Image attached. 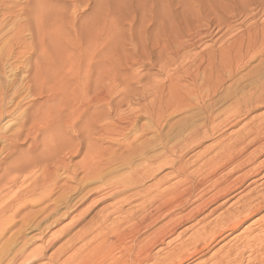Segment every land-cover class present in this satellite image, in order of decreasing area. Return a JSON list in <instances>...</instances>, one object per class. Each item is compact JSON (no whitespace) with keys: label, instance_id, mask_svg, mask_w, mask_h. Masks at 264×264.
<instances>
[{"label":"bare ground","instance_id":"1","mask_svg":"<svg viewBox=\"0 0 264 264\" xmlns=\"http://www.w3.org/2000/svg\"><path fill=\"white\" fill-rule=\"evenodd\" d=\"M2 2L3 0H0V3ZM17 6L18 8L20 7L19 5L15 7ZM12 9V6L6 7L3 13H12ZM19 11L27 17H25L24 22H19L17 25L14 35L15 39L10 43L9 48L13 50L14 46H20L22 51L16 48L15 54H10L13 55L11 57L14 59L21 53V55L28 54L25 64L29 67L30 72L26 76V83L32 88V92L35 95L45 94L46 99L39 103L33 112L25 115V119L18 125L15 131L8 136H2L4 140H9L8 149H11V151L17 147V142L22 136L24 138L28 137L29 142L27 154L23 155V157L21 156V158H13L10 162V167L14 166L13 168L15 169L5 168L0 176L1 180H6L5 183H9L8 188L16 187L15 190L6 191L7 189L4 188L0 191L4 194L0 198V237L4 232L12 231L11 236L5 240L3 245H0V248L2 247L0 249V262L3 260L4 264H32L47 258L49 260L47 264H182L189 258L201 255L217 236L227 229H233L241 222L239 216L233 217V212L227 209L214 220L202 223L200 228L187 239H180V234L168 239L178 225L203 213L209 204L227 197L238 186H241L240 184L248 179V177H252V175L257 174L259 171V169H237L239 166L244 167L253 162L252 159L254 157L252 156L257 154L256 148L251 150L246 159H242L237 164L236 169H229L221 176L218 175L219 177H215V175L220 169H195L190 173H186V163L183 162L180 155H176V157L174 156L175 158L166 160V163L165 161L163 163L172 168V173H174L175 177L180 175L183 177V180L180 179L174 185L163 189H160V187L167 181V176L163 179L155 180L150 186L133 192L132 197L137 196V199H140V202L136 206L123 210V205L126 204L127 199L121 201L110 212L111 214H120L121 216L119 215L117 218L111 219L109 216H104L99 225L90 234H86L87 232H85L77 236L76 234L72 235L66 240V242L70 243L69 246H65L64 243L66 242H64L56 247V249L54 248L55 250L51 253L47 254V251L56 242L60 241L59 236H61L60 232L58 233L59 235L50 234L47 236L45 234V230L52 223L54 224L60 219L59 213L55 209L56 207H53L55 201L57 199L60 200V194L53 200H50V197L57 188L59 191L63 186L64 188H68L65 185L61 187L58 185L57 174H60H56L58 170L67 169L71 173L72 178H74L76 170L81 169L84 174L82 177L90 181L104 177L106 174L103 172V169L110 166L113 161L123 159L120 162H124L125 159L123 157L125 155L127 157H129L128 155H132V157L137 158L141 156L146 157L145 159L149 161L146 165L137 166L131 171L133 173L130 176L127 175L129 176L127 180H117L116 184L120 188V191L134 189L141 181L153 177L163 167L160 164V166L154 167L153 163L161 159L165 160L178 151L179 153L186 152L189 145L203 136L201 129L204 128L203 133L207 131L214 132L217 126L228 119L225 117V119L221 120V123L218 120L215 123L214 121L217 117L227 113H229L228 116L230 117L239 116L251 110L255 105L254 102L256 104L262 103L264 101V89L262 88L261 92L258 93L256 88L254 89L255 91L247 93L248 95L240 97L238 103L236 102L237 104L235 103L231 110L226 111L220 108L221 110H215V113L210 111L206 122L195 125L184 138L179 139V142H173L170 146H166L165 144L162 150L158 152L154 151L145 156L143 154L147 140L140 141L145 135L144 133L142 134V131L152 128L153 131L160 132L163 122L167 119L164 118L165 113L170 108H172L173 112H176L181 105V100H176L169 96L163 101L162 96L154 95V100L152 101L150 98L151 102L138 111L141 114H145L150 123L149 125L142 124V127L138 128L135 125L134 117L130 118L121 113L118 101H115L113 105L111 104L112 99L110 96L112 88L120 85L121 83L118 79L124 80L127 74L123 72L118 59L113 57L111 59V55L108 56L110 52H105L107 49H104L102 54H95L96 44L99 41H103L105 45L109 37L105 31L99 33V38H96L83 35V32L79 28L74 27L73 41H71L68 37L70 32L61 28L63 27L62 25L56 24L60 20V13L57 12L56 14L51 7H47V0H24ZM31 19L32 24L30 22ZM24 31H30L32 36H36V44L29 46L21 41L20 36ZM241 36H243L242 33ZM58 46H60V50L62 49V53L58 50ZM225 49L228 56L226 59L228 60L226 70L228 77H231L243 67L246 61L256 57L257 54H260L264 50V33L258 36L257 30L254 32L249 31L246 40L242 38L239 42L232 41ZM261 64H264V59L261 60ZM3 69V66L0 67V76L4 74ZM204 72L206 74L208 71ZM192 79H195V77L193 76ZM225 81L226 78L219 77L218 74V78L215 81L213 78L212 84L206 93H199L197 90L196 92L194 90L195 93L192 91L190 93L189 91L190 94L187 91V95L199 99L201 107H203L205 104H203L204 99L212 100L218 90H220L219 87ZM205 82H207L206 79ZM196 84L192 85L196 86ZM259 86L261 87V85ZM197 88L195 87L194 89ZM3 94L4 92L0 94V119L9 113V109L6 106L4 107V103L8 105L10 100L6 102ZM95 105L100 107L109 106L99 109ZM206 109L205 111H207ZM207 122L208 124H206ZM67 130H70L71 134H66ZM251 136V140L246 143V139ZM255 143L264 144V116L262 122L257 126H250L246 133L240 134L231 143L226 144L224 141H220L216 145L217 151L205 161L206 165L216 164L223 157H229L232 160L236 159L242 150H245L250 144ZM150 144L149 146L151 147ZM240 144H242V148L237 149ZM10 154L6 155L9 156ZM78 154H81V158L76 164H71L72 169H70L65 156L71 158ZM15 165H17V169ZM236 173L239 174L229 181ZM14 174L25 175L24 178L22 177L23 175L21 176L23 179L19 185L16 184L17 178ZM213 177L215 178L205 186V182ZM2 187L0 186V188ZM34 196H37V200L31 199ZM242 198L239 211L242 213L241 216H245L248 213L250 201L259 198V196L249 193L242 196ZM50 201L54 202L53 205L48 204ZM34 204L43 205L35 210H29L28 208L34 206ZM185 205L190 206V209L175 217L174 212ZM158 212H164L161 218L156 216ZM49 215H51L52 221L50 224L47 225L46 222V225L42 226V223H44ZM77 221L79 222V220ZM31 227L37 230L38 234L36 236L27 235ZM27 229L29 231L26 233ZM65 231L67 232L68 230L65 229ZM79 239L83 241L82 244L72 249L73 243ZM262 239L255 236L244 242L248 247H252L254 243L258 244L256 249H248L251 255H253L251 264H264V240ZM36 242L39 245L34 246ZM200 243H203V245L198 247ZM189 245H192V250L190 251L187 249ZM66 249L70 250V252L64 256L63 260L58 262L63 257ZM3 252L6 254L5 259L2 256ZM219 252L220 250L199 264H228L229 262L240 264V256H232L230 248L222 256H218Z\"/></svg>","mask_w":264,"mask_h":264},{"label":"rangeland","instance_id":"2","mask_svg":"<svg viewBox=\"0 0 264 264\" xmlns=\"http://www.w3.org/2000/svg\"><path fill=\"white\" fill-rule=\"evenodd\" d=\"M23 1L24 0H3V2L0 3V67H4V74L0 76V94L4 92L3 97L5 101L7 102L10 100L8 105L4 103V107L6 106L7 109H9V113L2 116L0 119V176L5 168L15 169L13 168L14 166L10 167V162L13 158H21V156L23 157V155L27 154L29 142L28 137L24 138V136H22L17 142V147L11 151V149H8L9 140H4L2 136H8L15 131L18 125L25 119V115L33 112L36 106L46 99L45 94L35 95L32 92V88L26 83V76L30 72L29 67L25 64L28 54L23 53L24 55H21V53L15 59L11 57L15 54L16 48L22 51L20 46H14V49L11 50L9 45L15 39L14 35L17 25L19 22H24L25 17H27L19 11V8L23 5ZM16 5L20 7H15ZM10 6L13 8L12 13L4 14L3 12H5L4 10H6V7ZM47 7H51L56 14L57 12L60 13V20L56 24L62 25L63 27L61 28L70 32L68 37L71 41H73L72 36L74 35V27L79 28V30L83 32V35L96 38H99V33H103V31L108 34L109 37L105 45L103 41H99L96 44L95 54H102V51L107 49L105 52H110L108 56L111 55V59H118L123 72L127 74V77L124 79L125 82L119 78L118 80L121 84L112 88L113 90L110 96L112 99L111 104L113 105L115 101H118L121 113L130 118L134 117L135 125L138 128L142 127V124L149 125L150 123L146 115L138 111L149 104L151 100L153 101L154 95L162 96L163 101L169 96L176 100H181V105L176 112H173L172 108H170L167 113H165L164 118L167 119L163 122L160 132H155L152 128L142 131V134L144 133L145 135L140 141L144 139L147 140V143H145L146 145L144 144L145 149L143 155L145 156L154 151L158 152L162 150L165 144L166 146H170L173 142H179V139L184 138L195 125L203 122L205 123L210 111L215 113L221 109L226 111L231 110L234 107L233 105H235L236 102L238 103L240 97L248 95L250 91H255L254 89L256 88L258 93L261 92L262 88L264 89V64H261V60L264 59V50L260 54H257L256 57L246 61L243 67L240 68L241 70L239 69L233 76L228 77V72L226 70L228 66V60L226 59L228 56L226 55L225 49L232 41L239 42L242 38L246 40L249 31L254 32L257 30L258 36L264 33V0H47ZM30 22L32 24V19ZM47 23H49V21H47ZM241 33L243 36H241ZM20 39L29 46L37 42L36 36H32L30 31H24ZM60 46H58V50L62 53ZM111 50L113 51L112 53ZM99 51L100 53H98ZM10 53L14 54L12 55ZM142 54L145 55V57H143ZM253 70L254 72H252ZM204 71L208 72L205 74ZM208 74H210L208 77L209 79L207 78ZM218 74L219 77H225L226 81L219 87L220 90H218L212 100L204 99L203 104L205 103L204 106L207 109L204 106L201 107L199 99L187 95V91L188 93L189 91L190 93L191 91L195 93L196 90L199 93H206L209 86L212 84L213 78L214 81L218 78ZM192 75L195 79H192ZM202 77L204 78V82ZM205 79L207 82H205ZM256 80L258 82L260 80V82L258 83ZM192 84H196V86ZM259 85H261V87ZM195 87L198 88L194 89ZM249 87L253 88L251 89ZM116 89L118 92L122 90L118 93L117 91L115 92ZM130 92L131 94H129ZM133 92H135L136 95ZM163 93H165L164 96ZM254 104L252 109L245 114L230 117L228 116L229 113H227L217 117L214 121L215 123L218 121L221 123V120L223 118L225 119V117L228 119L217 126L214 132L207 131L203 133L204 128L201 129V134L203 136L189 145L186 152L179 153L178 151L165 160L161 159L153 163L154 167L160 165H163V167L160 168L153 177L141 181L134 189L121 190V192L116 184L117 180H127L130 174L133 173H131V171L137 166L146 165L149 162L145 159L146 157L144 158L141 156L137 158L132 157V155H128L129 157L125 155L123 157L125 159L124 162H120L123 161V159L120 161H113L110 166L103 169V172L106 174L102 177L103 180L101 178L88 181V179L82 177L84 174L81 169L76 170L74 178H72L71 173L67 169L58 170L56 172V174L60 173L57 174L58 185H60V187L65 185L68 188H64L63 186V188H60V191L57 188L50 197V200L55 199L59 194L60 200L57 199L55 203L52 201L48 202L49 205H53L54 203L53 207H56L55 209L58 211L60 219L56 223H52L50 227L45 230V234L47 236L50 234L57 235L60 232L59 234L61 236H59L60 241L56 242L55 245L47 251V254L66 242L67 238L72 235L76 234L77 236L85 232H87L86 234H90L91 231L99 225L104 216H109L110 219L117 218L120 214H111L110 212L113 207L119 205L121 201L127 199L126 204L123 205V210L136 206L137 203L140 202V199H137V196L132 197L134 194L133 192L150 186L155 180L157 181L167 176V181L161 185L160 189L174 185L179 182L178 180L180 179L183 180V177L180 175V177H175L174 173H172V168L165 164L166 160L180 155L183 162L186 163V173H190L195 169H220L215 175V177H219L229 169H236L237 164L242 159H246L251 150L256 148L257 154L252 156L254 157L252 159L253 162L244 167L239 166L237 169H259L258 173L252 175V177H248V179L240 184L241 186H238L227 197L218 199L214 203L209 204L203 213L178 225L175 231L168 237V239H171L180 234V239L185 240L192 236L200 228L202 223L214 220L225 210L229 209V211L233 212V217L239 216L241 222L233 229H227L221 235L217 236L201 255L194 256L195 258H189L182 264H199L218 250H220L218 256H222L229 248L232 256H242L241 258L239 257V260L241 259L240 264H251L250 262L253 261V259H251L253 255H251L250 250L256 249L258 244L254 243L252 247H248L244 242L255 236L261 239L263 238L262 240H264V163H262L264 162V144H250L233 160L229 157H223L220 162L209 166L206 165L205 161L214 155V152L217 151L216 145L220 141H224L226 144L231 143L236 140L240 134L246 133L250 126H257L263 121L264 101L257 104L254 102ZM95 106L100 109L109 105L101 107ZM204 108L207 111H205ZM206 124H208V122ZM66 134H71V131L67 130ZM251 138L252 136L248 137L245 142L247 143ZM240 148H242V144L237 147V149ZM6 154L10 155L7 156ZM80 158L81 154L71 158L65 156L70 169H72L71 164H76ZM164 161L165 163H163ZM16 166L17 165H15V167ZM53 169L55 168L53 167ZM238 174L239 173L234 174L229 181ZM22 175L14 174L17 178V185L20 184L25 176L24 174ZM215 177L209 179V182H205L204 185H208ZM253 180H255L254 183ZM5 181L6 180L0 179V186H3L0 188V191L4 188L7 189L6 191L15 190L16 187L8 188L9 183L6 182V185ZM249 193H254L256 196H259V198L251 200L248 213L245 215L246 217L241 216L242 213L239 211V206L240 202L243 200L242 196ZM3 195L4 194L0 192V198L1 196L3 197ZM31 199L37 200V196ZM42 205L43 204H34V206L28 209L35 210ZM189 209L190 206H183L179 210H176L177 212H174L175 217L180 216V214L187 212ZM163 214L164 212H158L156 216L161 218ZM77 220H79V222ZM51 221L52 217L49 215L44 223H42V226L46 222L47 225L50 224ZM109 222H107V224H109ZM65 229L68 231L66 232ZM29 230H26V233L29 231L27 233L28 236H36L38 234L37 230L33 229V227ZM11 234L12 231L4 232L0 237V245H3ZM79 240L73 243L72 249L82 244L83 241ZM69 244V242L64 243L65 246H69ZM36 245H39V243L36 242L34 246ZM202 245L203 243H200L198 247ZM18 246H20V244H18ZM0 249H2V247ZM187 249L189 251L192 250V245H189ZM65 251L63 257H61L58 262L63 260L64 256L70 252V250L67 249ZM237 251L238 253H236ZM5 255L6 254L3 252V258ZM47 261L49 262V260L45 258L32 264H47ZM0 264H4L3 260ZM228 264L233 263L229 262Z\"/></svg>","mask_w":264,"mask_h":264}]
</instances>
